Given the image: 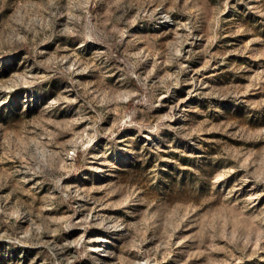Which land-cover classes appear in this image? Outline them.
Instances as JSON below:
<instances>
[{
  "label": "rangeland",
  "instance_id": "rangeland-1",
  "mask_svg": "<svg viewBox=\"0 0 264 264\" xmlns=\"http://www.w3.org/2000/svg\"><path fill=\"white\" fill-rule=\"evenodd\" d=\"M0 264H264V0H0Z\"/></svg>",
  "mask_w": 264,
  "mask_h": 264
}]
</instances>
